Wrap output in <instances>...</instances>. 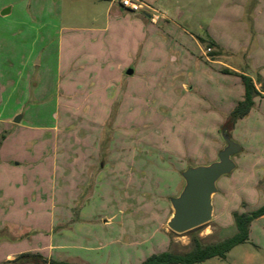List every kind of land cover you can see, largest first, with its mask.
<instances>
[{"label": "rangeland", "instance_id": "obj_1", "mask_svg": "<svg viewBox=\"0 0 264 264\" xmlns=\"http://www.w3.org/2000/svg\"><path fill=\"white\" fill-rule=\"evenodd\" d=\"M135 1L142 12L119 0H0V188L14 200L0 219L30 226L33 245H53L56 261L183 254L192 235L203 244L231 237L234 213L264 205L261 95L228 130L241 151L217 181L212 220L192 234L166 225L181 172L217 159L243 97L240 76L202 54L224 55L264 91V0ZM155 16L165 20L152 24ZM14 232L22 239L0 244V263L31 248L26 231ZM194 264H264V216L224 259Z\"/></svg>", "mask_w": 264, "mask_h": 264}, {"label": "water", "instance_id": "obj_2", "mask_svg": "<svg viewBox=\"0 0 264 264\" xmlns=\"http://www.w3.org/2000/svg\"><path fill=\"white\" fill-rule=\"evenodd\" d=\"M128 75L132 70L126 72ZM22 116H17L13 122L19 123ZM224 147L218 152L217 159L208 164L189 166L181 172L183 181L178 195L169 199L172 210L166 225L175 234H183L207 224L213 217L212 198L217 193V181L231 173L236 164L233 156L241 151L228 132H221ZM13 241L6 234H0L1 241ZM0 264H20V261H7Z\"/></svg>", "mask_w": 264, "mask_h": 264}, {"label": "trees", "instance_id": "obj_3", "mask_svg": "<svg viewBox=\"0 0 264 264\" xmlns=\"http://www.w3.org/2000/svg\"><path fill=\"white\" fill-rule=\"evenodd\" d=\"M225 72L229 73V70H225ZM239 76L243 85V97L228 114L227 124L222 129L226 132H228L230 126H233L238 119H241L249 113L254 104V98L261 96L251 77L245 74H239ZM262 216H264V205L252 211L234 213L233 223L236 232L231 237L223 238L213 243L203 244L198 236L192 235L191 249L186 253L176 254L170 251H164L149 256L141 264H194L214 257L224 259L227 253L235 246L247 241L251 222ZM196 229L187 233L192 234ZM13 261H20V264H71L52 259L48 261L43 256L32 253L20 254Z\"/></svg>", "mask_w": 264, "mask_h": 264}, {"label": "crops", "instance_id": "obj_4", "mask_svg": "<svg viewBox=\"0 0 264 264\" xmlns=\"http://www.w3.org/2000/svg\"><path fill=\"white\" fill-rule=\"evenodd\" d=\"M10 12L11 11H8V12L4 11L2 13V16H5L6 14H9ZM145 16L147 18H150V15L147 14V13H146ZM155 18L157 20L156 19L150 20V22L152 24H158L160 20H165V19H162V18L158 19L157 16H155ZM210 45L214 49V47L212 46V44H210ZM208 48H210V47H208ZM214 51H215V49H214ZM202 58H204L205 62H207V63H209L211 65L219 66V70H221L222 72H225V70H229V73L230 74H234V75H238V76H239V74H244L242 71H240L236 67L227 64L226 61H223L225 59V56L224 55H220L219 53H214L213 52L212 54H208V55L205 54V53H203L202 54ZM222 58H224V59H222ZM28 66H29L28 62L25 61V62H23V64L20 67H17V69L19 68L18 69L19 71L25 73V70L27 69ZM4 67H6L5 68L6 70H8L9 67H10L9 63H5L4 64ZM121 68L122 67L120 65L116 67L117 71H120ZM14 73L13 74L10 73L7 76H11V75L14 76ZM15 75L17 76V74H15ZM126 75H128V74L126 73ZM18 76H19V74H18ZM14 78H13V80H15ZM254 83H255L256 89L260 92V94L261 95H264V91L261 89V85L259 83H256V82H254ZM12 85H14V87H16L17 85H19L18 84V81L17 80L13 81ZM78 107L82 108V105L81 106H78ZM21 120H22V118H21ZM20 123H21V121H20ZM13 124H14V122H13ZM56 163H57V161L54 159V161H53V167L57 166ZM255 163L256 164H255L254 168L260 166V161L256 160ZM22 164H25V163L22 162ZM26 183L27 182H25V184ZM10 188H12V187L10 186ZM7 194L8 195L5 196V192L3 191V189L0 188V198H3L4 199L2 201V203H1L0 209L3 208L5 210H7L10 206H13L14 205V200L12 199V197H9L10 196L9 195L10 194V189L8 190ZM30 195H32V198H34V196H35V195L33 196V194H29V197H30ZM29 197L23 195V197L21 198V202H22L21 204L24 205L25 207H27V205L29 204V202H28V198ZM25 212H29L28 209ZM0 221L3 222L2 223V226L4 227V228H1L0 229V234H6L9 238H11L13 240V241H6V240H4V241H1L0 244H2V243L14 244V243L19 242L22 238L19 239L20 236L17 237V235L14 232V230H16V229L17 230L18 229H22V231H26L25 233L28 234L27 238H31L30 240H32V244H31V248L30 249L23 250V251H20L18 253H8V254H6L5 258L7 260L5 262H7V261H13L15 259V257H17L19 254L25 253V252L26 253H41L42 256L46 257L47 259L57 260V258L56 259H53V257H52L53 254H54V251L57 250V248L53 247V245H50V243H48L47 245H44L43 243H41V242L38 241V242H36L35 245H33V239H34L33 236L34 235H33V229L30 228V226L24 225V224H22V226H20L17 222L13 221L10 218H8L7 220H3V221L0 219ZM30 231H32V232L30 233ZM44 235H46V234H44ZM37 236H39V234ZM41 236H43V234H41ZM24 238L26 239V237H24ZM1 263H4V262H1Z\"/></svg>", "mask_w": 264, "mask_h": 264}, {"label": "built area", "instance_id": "obj_5", "mask_svg": "<svg viewBox=\"0 0 264 264\" xmlns=\"http://www.w3.org/2000/svg\"><path fill=\"white\" fill-rule=\"evenodd\" d=\"M119 3L123 9L131 12H142L146 7L145 5L135 0H119ZM210 50H211L210 48L207 49V51Z\"/></svg>", "mask_w": 264, "mask_h": 264}, {"label": "flooded vegetation", "instance_id": "obj_6", "mask_svg": "<svg viewBox=\"0 0 264 264\" xmlns=\"http://www.w3.org/2000/svg\"><path fill=\"white\" fill-rule=\"evenodd\" d=\"M39 255H40V254H39ZM41 256H42V255H41ZM43 257H44V256H43ZM44 258H45L46 260H48V261L51 260V259H47L46 257H44Z\"/></svg>", "mask_w": 264, "mask_h": 264}]
</instances>
